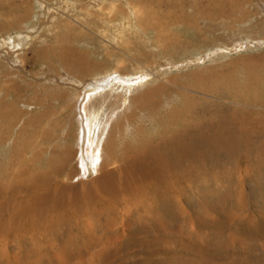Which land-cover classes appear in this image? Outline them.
Instances as JSON below:
<instances>
[{"label": "rangeland", "instance_id": "rangeland-1", "mask_svg": "<svg viewBox=\"0 0 264 264\" xmlns=\"http://www.w3.org/2000/svg\"><path fill=\"white\" fill-rule=\"evenodd\" d=\"M121 58L148 85L84 175L79 92ZM0 220V264H264V0H0Z\"/></svg>", "mask_w": 264, "mask_h": 264}, {"label": "bare ground", "instance_id": "bare-ground-1", "mask_svg": "<svg viewBox=\"0 0 264 264\" xmlns=\"http://www.w3.org/2000/svg\"><path fill=\"white\" fill-rule=\"evenodd\" d=\"M65 2V1H64ZM132 4V3H131ZM139 4H141V3H139ZM218 4V3H217ZM216 4V5H217ZM91 6V5H90ZM124 6V5H123ZM100 7V6H99ZM132 7V6H131ZM135 7V6H134ZM133 7V8H134ZM125 11H126V13H127V15H130V16H132V13H131V11L132 10H130L128 7H126V9H125ZM142 12V11H141ZM129 13V14H128ZM145 13V12H144ZM147 13V12H146ZM146 17V16H145ZM152 17V16H151ZM135 18H136V16H135ZM148 18V17H147ZM146 18V19H147ZM132 19V18H131ZM145 19V20H146ZM156 23H157V19H156ZM108 24H109V22H108ZM155 24V23H154ZM18 25V24H17ZM150 25V24H149ZM156 25V24H155ZM135 26V25H134ZM154 26V25H153ZM155 27V26H154ZM157 28V27H156ZM134 30V29H133ZM147 30V29H146ZM120 54V53H119ZM129 56V55H128ZM122 57V56H121ZM127 60V59H126ZM132 60L133 61H135V63L136 64H138V67H140V69L142 70V69H149L147 66H144V65H141V64H139V62L138 61H136V59H134V58H132ZM117 63V65H115L114 67H113V70H111L110 71V73H109V75L106 77H104L102 80H101V83H99L98 85H96L95 83H93V81L92 82H89L90 83V85H89V89H87V90H85L83 93L82 92H79V97H78V100H79V103H80V105L77 107V109H78V115L80 116V113H81V116H80V118H79V120H80V130L78 131V132H80V138H81V148L80 149H82V152H83V149H84V154H82V156H81V158H80V161H79V164H80V169H81V172L85 175V173H88L90 170L89 169H91V170H93V171H95L97 174H98V172L99 171H102V169L104 168V166H105V163H106V161H109V160H113V159H111V154L109 153V141H110V138H111V133H112V130H113V128H117L121 123H122V121H121V118H123V117H125L126 116V113L128 112V110H131V108L133 109V107H134V109H135V107H136V102L138 103V101L141 99V97H138V98H136V100L134 101L133 99H130V100H128V98L126 97L127 96V93L130 91L129 89H130V86H135L136 88L134 89L135 91V93L137 94V95H139L140 93H141V90H143L144 89V85H148L147 84V75L145 74V73H141V74H138L137 72H139V68H135L136 70H137V72L135 71V73H137L136 74V77H131L130 76V78H126L127 76H128V74H126L127 76L126 77H124V76H121V75H119V74H121V71L127 66V64L125 63V61H124V59L123 58H121V59H118L117 61H116ZM137 66V65H136ZM134 67V66H133ZM142 72V71H141ZM149 73H151V74H149L150 76H152L153 77V81H155V80H160V74H158V72H155V71H153V70H150V72ZM104 75V74H103ZM150 78V77H149ZM145 79H146V81H145ZM152 80V79H151ZM164 80V79H163ZM166 80V79H165ZM145 81V82H144ZM119 82H123L124 84L122 85V83L120 84ZM164 82H166V81H164ZM88 83V84H89ZM162 85H164V84H162ZM145 90V89H144ZM147 93V92H146ZM155 94V93H154ZM150 95V94H149ZM131 96V95H130ZM140 96V95H139ZM141 96L142 97H144L143 95H142V93H141ZM92 97H94V98H92ZM137 97V96H136ZM148 97V95L146 96V98ZM92 98V99H91ZM145 98V99H146ZM143 101V100H142ZM135 103V104H134ZM153 103H155L154 101H153ZM101 104H103L102 106H101ZM156 104V103H155ZM130 105V106H129ZM129 107V108H128ZM108 108H110V111L106 114V116H105V118L103 119V121L101 122V125H100V127H99V132H98V135H96V143H94V141H93V131H94V129H95V122H92L94 119L96 120V123L97 122H100V120H101V118L100 117H102L101 115L103 114L102 112H104L105 111V109L107 110ZM98 111V112H97ZM111 118H113V121H111L110 119ZM98 119H99V121H98ZM124 119V118H123ZM126 119H127V117H126ZM99 125H97V126H99ZM129 126V124L127 123L126 124V126H124V128L123 129H127V127ZM79 127V126H78ZM92 127H93V129H92ZM98 129V128H97ZM122 129V130H123ZM206 131H207V129H206ZM214 132V131H213ZM97 133V132H96ZM122 133H123V131H122ZM79 136V135H78ZM215 137H216V135H215ZM210 138V137H209ZM212 138V137H211ZM137 139V138H136ZM200 139H202V140H204L203 142L206 144V147H208V148H212L213 146H214V144L216 143V140H208L207 141V139L208 138H202V137H199L198 138V140H200ZM216 139V138H215ZM197 140V141H198ZM123 141V140H122ZM196 141V140H195ZM191 142V141H190ZM215 142V143H214ZM214 143V144H213ZM169 145H167V147H164V148H162V152H160V153H154L155 155H156V158L155 159H153V160H149L150 161V163L149 164H152V165H155V166H157V164H167V165H169L170 166V164L168 163V160L169 161H171V160H173V159H175L176 158V156H178V157H181L180 155H179V153H182V154H184V155H187L186 153H188L191 149L190 148H192L191 146H189V148L188 147H186V148H184L183 146H179L178 144H176L174 141L173 142H169L168 143ZM117 144H114L113 146H112V148L114 149V150H116L117 152H118V148H117ZM177 146H178V148H177ZM216 146V145H215ZM214 146V147H215ZM200 149V148H199ZM209 149V150H210ZM176 150H180L178 153H176ZM208 150V151H209ZM157 151V150H156ZM194 151L197 153V150L196 149H194ZM207 151V152H208ZM211 151V150H210ZM81 152V153H82ZM133 152V151H132ZM168 156H166L164 153ZM195 152H193V153H195ZM189 154H191V153H189ZM202 154V153H201ZM140 155H141V153H140ZM139 155V156H140ZM164 155H165V157H164ZM203 155V154H202ZM139 156L138 157H134V158H132V159H130V160H128V162L127 163H131V164H133L134 165V162H138L137 164H140V161L143 163V162H146L145 160V157L143 158V160H142V158H139ZM149 156V155H148ZM128 157V156H127ZM145 159V160H144ZM106 160V161H105ZM132 161V162H131ZM153 161V162H152ZM114 162H116V161H114L113 160V162L112 161H110V163L109 164H114ZM118 162H116V164H117ZM193 163V162H192ZM112 164V165H113ZM144 164V163H143ZM143 164H141V165H143ZM149 164H148V166H149ZM194 164V163H193ZM128 165V164H127ZM166 165V166H167ZM133 167V166H132ZM161 167V166H160ZM159 167V168H160ZM115 168V167H114ZM174 168H176L175 167V165H174ZM131 169V168H130ZM164 169V168H163ZM167 169V168H166ZM122 170H123V168H122ZM161 170H162V168H161ZM115 171V170H114ZM118 171V170H117ZM148 173H151V172H153V167H148ZM163 171V170H162ZM173 171H175V169H173ZM132 172V171H131ZM130 172V173H131ZM127 173V172H126ZM136 173V172H135ZM124 175V174H123ZM162 175V174H161ZM135 176V175H134ZM36 177V176H35ZM136 177V176H135ZM148 177V176H147ZM172 177V176H171ZM124 178H130V177H124ZM160 178V177H159ZM133 178H131V180H132ZM158 179V178H157ZM153 180V179H152ZM136 181V180H135ZM135 181H133V182H135ZM155 182V181H154ZM24 183V182H23ZM123 183V182H122ZM166 183V182H165ZM19 184V183H18ZM160 184V183H159ZM12 185V184H11ZM42 185V184H41ZM123 185V184H122ZM133 185H134V183H133ZM154 185V184H153ZM161 185V184H160ZM24 186H26V185H24ZM108 186V185H107ZM155 186V185H154ZM37 187H39V186H37ZM123 186H121V188H122ZM33 188V187H32ZM115 188H116V186H115ZM125 188H127V186H125ZM149 188V187H148ZM171 188V187H170ZM112 189V188H111ZM126 190V189H125ZM36 191V190H35ZM111 191V190H110ZM123 191V190H122ZM127 191H128V189H127ZM131 191V190H130ZM21 192H23L24 193V195H25V190H24V188H22L21 189ZM124 192V191H123ZM132 192V191H131ZM159 192V191H158ZM10 193V192H9ZM136 193V192H135ZM135 193H133V194H135ZM13 194H14V192L12 191L11 193H10V195L9 196H13ZM19 193H16V194H14V196H13V198H15L17 195H18ZM48 194V193H47ZM137 194V193H136ZM143 194V193H142ZM148 194V193H147ZM23 195V196H24ZM162 195V194H161ZM50 196V195H49ZM132 196V195H131ZM135 196V195H134ZM157 196V195H156ZM45 197V196H44ZM12 198V197H11ZM34 198V197H33ZM124 198V197H123ZM137 199V198H136ZM18 200V199H17ZM53 200V199H52ZM133 200V199H132ZM19 201V200H18ZM47 200L44 198V200L42 201L41 200V203L40 204H43V205H45ZM16 202V201H15ZM20 202V201H19ZM51 202V201H50ZM36 203V202H35ZM10 204V203H9ZM20 204V203H19ZM55 204H58L57 202L55 203ZM147 205V204H146ZM18 206V205H17ZM41 206V205H40ZM37 207H39V204H37ZM46 207V206H45ZM47 207H48V205H47ZM53 207V206H52ZM30 209H33V208H30ZM130 209H129V206L127 207V209H126V211L123 213V216L125 215V218L127 217V215L129 214V211ZM41 211H43V209L41 210ZM29 212V214H30V216L29 217H31V220H29V221H31L30 223H31V225H33V226H36V223L37 222H35V220L37 219V218H39L40 216H42V215H40L39 216V211H36V210H32V211H28ZM43 213V212H42ZM23 215H25V217L27 216L26 215V212L23 214ZM12 216V215H11ZM14 217V216H13ZM20 217V220H21V222H19L20 224L22 223V220H24V218H23V216L21 215V216H19ZM28 217V216H27ZM15 218V217H14ZM13 218V219H14ZM36 218V219H35ZM12 219V220H13ZM17 220H18V218H16ZM28 221V222H29ZM4 222V221H3ZM6 222V221H5ZM9 222H10V220H9ZM23 222H25V221H23ZM38 222H39V220H38ZM14 223V222H13ZM19 223H17V224H19ZM26 223V222H25ZM40 223V222H39ZM6 224V223H5ZM19 224V225H20ZM89 224V223H88ZM122 224H124L123 223V221H122ZM11 224H9L8 223V227H5L4 226V223H1V220H0V237L2 238L1 239V241L2 242H4L5 240H7L8 239V236H10V234H9V231H11V230H9L11 227H13V226H10ZM14 225H16V224H14ZM22 225H23V223H22ZM93 225V224H92ZM125 225V224H124ZM26 226V225H25ZM24 226V227H25ZM43 226V225H42ZM41 226V227H42ZM17 227H18V225H17ZM40 227V228H41ZM100 227V226H99ZM122 227V226H121ZM19 228V227H18ZM32 228V227H31ZM39 228V229H40ZM5 229H7V230H5ZM22 229V228H21ZM35 230V229H34ZM16 231H18V230H16ZM20 231V230H19ZM24 231L26 232V233H24ZM23 231V233H21V234H24V235H26L27 234V236L28 235H30V238H33L32 236H33V234L35 233V231H32V232H29V231H27V230H24ZM93 231V230H92ZM83 232V231H82ZM15 233H17V232H15ZM11 234H14V233H11ZM39 234V233H38ZM96 234V233H95ZM18 235H20V234H18ZM15 236V235H14ZM17 238V237H16ZM15 238V239H16ZM20 239H21V242H24V240H23V238H22V236L20 235ZM20 241V240H19ZM4 245V244H3ZM132 245V244H131ZM93 246H95V245H93ZM128 246H130V245H128ZM131 247V246H130ZM7 248L8 247H6L5 245H4V251H7ZM132 248V247H131ZM96 249V248H95ZM2 250H3V246H2ZM94 264H101L100 262H98V263H96V261H95V263Z\"/></svg>", "mask_w": 264, "mask_h": 264}, {"label": "crops", "instance_id": "crops-1", "mask_svg": "<svg viewBox=\"0 0 264 264\" xmlns=\"http://www.w3.org/2000/svg\"><path fill=\"white\" fill-rule=\"evenodd\" d=\"M110 120L113 121V118H111ZM92 122H95V121L93 120ZM95 125H96V124H95ZM92 129H93V127H92Z\"/></svg>", "mask_w": 264, "mask_h": 264}]
</instances>
